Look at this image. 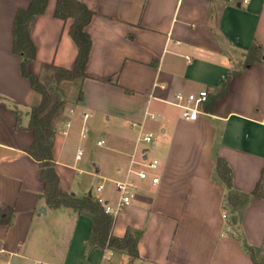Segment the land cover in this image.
Instances as JSON below:
<instances>
[{
	"label": "crops",
	"instance_id": "crops-1",
	"mask_svg": "<svg viewBox=\"0 0 264 264\" xmlns=\"http://www.w3.org/2000/svg\"><path fill=\"white\" fill-rule=\"evenodd\" d=\"M80 1L94 13L85 28L89 78L58 84L65 104L52 121L54 171L62 191L83 198L103 184L102 198L115 204L117 171L136 167L143 150L158 160L159 184L134 177L131 203L112 228L117 238L133 232L138 258L91 245L90 217L46 206L40 165L27 154L39 96L12 51L16 12L31 0H0V206L12 210L0 223V264H260L264 183L259 197L251 193L264 177V0ZM55 5L48 0L30 29L28 72L40 80L50 73L43 65L70 68L77 55L70 20L54 18ZM252 45L261 61L244 69ZM229 75L226 94L210 105ZM200 90L208 104L184 120L175 95ZM144 134L150 145L138 141Z\"/></svg>",
	"mask_w": 264,
	"mask_h": 264
},
{
	"label": "trees",
	"instance_id": "trees-1",
	"mask_svg": "<svg viewBox=\"0 0 264 264\" xmlns=\"http://www.w3.org/2000/svg\"><path fill=\"white\" fill-rule=\"evenodd\" d=\"M47 3L48 0H31L26 10H18L16 12L12 29V51L21 59L19 66L20 75L30 82L32 90L39 96V102L31 108L29 113L27 130L32 133L33 140L27 154L40 165L39 176L44 183L43 198L47 207L50 209L66 207L90 217L92 232L89 242L91 245L102 249L123 252L131 260L137 259L138 252L132 231L127 230L122 238L114 237L112 228L115 219L105 214L102 207L95 200L88 195L83 198H77L73 194L62 191L59 187V179L54 171L51 153L54 139L52 121L65 104L64 98L58 89V84L63 81L70 82L89 78L85 70L91 49V39L85 32V28L90 23L94 13L80 0H56L54 18L64 22L70 20L68 35L76 47L77 55L70 68L43 65L42 69L49 71L51 74L48 78H45V82H42L28 72V65L34 61L36 55L35 47L30 39V29L34 18L44 13ZM256 61H261L260 48L252 45L245 56L243 68H250ZM233 75H238V73ZM230 78L231 75L226 78L216 95L212 98V101H210V105L213 104L215 99L226 94ZM12 113L16 118L15 130L20 131L22 128L19 123V113L16 109H13ZM215 165L220 179L229 187L230 170L224 161L219 158L216 159ZM263 183L264 177L262 174L260 181L251 194L259 197V189ZM228 200L238 203L240 206L245 204L244 198L236 196H230ZM11 217L12 210L0 206V223L9 224ZM245 248L253 259L254 250L247 246Z\"/></svg>",
	"mask_w": 264,
	"mask_h": 264
},
{
	"label": "built area",
	"instance_id": "built-area-1",
	"mask_svg": "<svg viewBox=\"0 0 264 264\" xmlns=\"http://www.w3.org/2000/svg\"><path fill=\"white\" fill-rule=\"evenodd\" d=\"M247 0L244 1L246 3ZM208 94L206 90H200L197 93L181 94L178 93L174 97V105L182 110V118L187 121H194L197 116L202 113L203 106L207 103ZM146 115L153 120L155 116L153 114ZM86 117V116H85ZM138 141L145 145H150L152 142L151 134H144L139 137ZM101 145L102 142H98ZM140 163H135L136 167L130 168L125 172L117 171V175L121 176L118 180H113L112 185L115 193L117 194V201L115 204H110L102 198L104 185L99 184L95 186L89 193V197L95 200L103 209L104 213L116 218L118 214L127 206L130 205L132 195L136 191L134 185V177L139 182H149L151 186L159 184L160 179L157 173L159 162L154 158L146 156V151L141 153ZM80 155L76 158L79 159ZM40 264V263H34Z\"/></svg>",
	"mask_w": 264,
	"mask_h": 264
},
{
	"label": "rangeland",
	"instance_id": "rangeland-1",
	"mask_svg": "<svg viewBox=\"0 0 264 264\" xmlns=\"http://www.w3.org/2000/svg\"><path fill=\"white\" fill-rule=\"evenodd\" d=\"M51 73H47L45 75V77L41 80L42 82H45V78H48V76H50ZM258 261L260 264H264V256H258Z\"/></svg>",
	"mask_w": 264,
	"mask_h": 264
},
{
	"label": "water",
	"instance_id": "water-1",
	"mask_svg": "<svg viewBox=\"0 0 264 264\" xmlns=\"http://www.w3.org/2000/svg\"><path fill=\"white\" fill-rule=\"evenodd\" d=\"M89 196V195H88ZM42 212H44V209L41 210Z\"/></svg>",
	"mask_w": 264,
	"mask_h": 264
}]
</instances>
